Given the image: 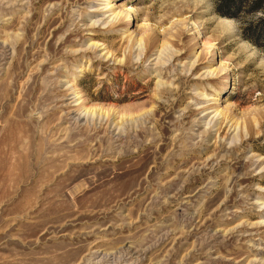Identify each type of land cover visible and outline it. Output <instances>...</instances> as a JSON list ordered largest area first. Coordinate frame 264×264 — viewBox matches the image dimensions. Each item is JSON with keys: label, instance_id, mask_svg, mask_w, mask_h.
Masks as SVG:
<instances>
[{"label": "rangeland", "instance_id": "374dc122", "mask_svg": "<svg viewBox=\"0 0 264 264\" xmlns=\"http://www.w3.org/2000/svg\"><path fill=\"white\" fill-rule=\"evenodd\" d=\"M106 1L0 0V264H264V0Z\"/></svg>", "mask_w": 264, "mask_h": 264}, {"label": "bare ground", "instance_id": "6f19581e", "mask_svg": "<svg viewBox=\"0 0 264 264\" xmlns=\"http://www.w3.org/2000/svg\"><path fill=\"white\" fill-rule=\"evenodd\" d=\"M102 9H107L106 11H108V12H110L108 15H107V19L105 20V22H107V23H110V24H113V23H115V22H117V21H119V18H120V15H122L123 14V10H121V9H115L111 4H110V0H107L106 2H105V5L103 6V8ZM129 9V8H128ZM130 10H132L131 8H130ZM130 10H125V15H126V17H128L129 16V13L131 12ZM122 13V14H121ZM104 22V23H105ZM148 41H151V37L150 36H148V35H140V36H138V37H135V40H134V44H136V49L138 50V52H137V54H136V56L138 57L139 55H140V53L143 51V49H145V48H147V45H148ZM96 45L97 44H92V46H95L96 47ZM133 46V45H132ZM210 46H212V45H210ZM171 47L172 46H170L169 44H167V42H165V40H162L159 44H158V46H157V48H156V51H155V61H156V63H158V64H164L165 62H168L172 57H174V56H177V53L179 52L178 50H176L174 47H173V49H171ZM213 48H214V45H213ZM105 49V52L103 53V55L102 56H104V57H108V56H110V57H113V54H112V52L107 48V46H103L102 48H100V50H104ZM178 55H180V54H178ZM119 61V60H118ZM194 61L195 60H193V62H191V64H190V66H192L193 65V63H194ZM155 63V64H156ZM214 73V70H209V71H207L206 72V75L207 74H213ZM156 85H162V82H160V81H156ZM159 87V86H158ZM157 87V88H158ZM159 89V88H158ZM73 93V92H72ZM75 94V95H74ZM73 95H74V97H75V100L76 99H79V97L80 96H78V94L79 93H74ZM202 95V94H201ZM212 97V96H211ZM120 98V97H119ZM207 98V97H206ZM119 100V99H118ZM208 100H213V101H215L216 102V100H217V98H209ZM150 101L151 102H153V100L152 99H150ZM84 102H83V100L81 99V101H79V106H78V110H80V112H79V116L81 115V112H83V116L82 117H84V115L85 114H94L95 115V113H97L99 116H101V117H103V115H105L107 118L109 117V116H112L111 114L113 113V108H110L109 107V109L108 108H103V107H97V106H86L85 104H83ZM158 108V105H157V107L155 108V110ZM144 112H148L147 110H144ZM212 116H211V118L209 119V121H213V119H214V123L212 124V125H215L216 124V119L221 115L222 116V118H223V121L224 120H226L227 122H229V125H228V127H227V131L228 130H230L231 129V131H230V133H233L232 134V136H231V139H237L238 137H239V135H238V132L241 130V128H244V126L243 127H241V125L236 121H234V120H231V118L230 117H228V116H225L224 114H223V110H218V109H216V108H213L212 109ZM142 114V113H141ZM141 114H137L136 115V118L137 117H139ZM124 115V117H121V121L120 122H118V121H116L115 122V126L117 127L118 125H122L121 124V122L122 121H131V120H133L134 119V117H133V114H130V113H128V114H126V112L123 114ZM122 116V115H121ZM124 122V123H125ZM111 123H113V122H111ZM208 123V122H207Z\"/></svg>", "mask_w": 264, "mask_h": 264}, {"label": "trees", "instance_id": "16d2710c", "mask_svg": "<svg viewBox=\"0 0 264 264\" xmlns=\"http://www.w3.org/2000/svg\"><path fill=\"white\" fill-rule=\"evenodd\" d=\"M219 2L222 7H224V5H227V6L229 5V1L227 2V0H219ZM259 3L260 1H256L255 6H259Z\"/></svg>", "mask_w": 264, "mask_h": 264}]
</instances>
